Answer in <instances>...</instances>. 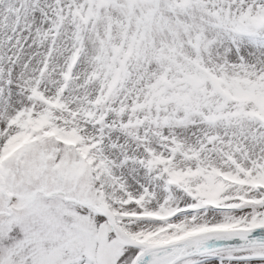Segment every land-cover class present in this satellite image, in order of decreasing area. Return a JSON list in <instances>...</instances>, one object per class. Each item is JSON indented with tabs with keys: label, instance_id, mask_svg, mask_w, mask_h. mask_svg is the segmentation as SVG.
I'll return each mask as SVG.
<instances>
[{
	"label": "snow or ice",
	"instance_id": "6c2138e0",
	"mask_svg": "<svg viewBox=\"0 0 264 264\" xmlns=\"http://www.w3.org/2000/svg\"><path fill=\"white\" fill-rule=\"evenodd\" d=\"M0 264H264V0H0Z\"/></svg>",
	"mask_w": 264,
	"mask_h": 264
}]
</instances>
